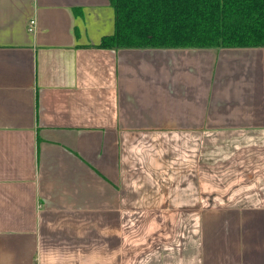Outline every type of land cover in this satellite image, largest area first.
<instances>
[{"label": "crops", "instance_id": "1", "mask_svg": "<svg viewBox=\"0 0 264 264\" xmlns=\"http://www.w3.org/2000/svg\"><path fill=\"white\" fill-rule=\"evenodd\" d=\"M114 28L109 0H0V264H264V46Z\"/></svg>", "mask_w": 264, "mask_h": 264}, {"label": "trees", "instance_id": "2", "mask_svg": "<svg viewBox=\"0 0 264 264\" xmlns=\"http://www.w3.org/2000/svg\"><path fill=\"white\" fill-rule=\"evenodd\" d=\"M103 48L264 46V0H109Z\"/></svg>", "mask_w": 264, "mask_h": 264}, {"label": "built area", "instance_id": "3", "mask_svg": "<svg viewBox=\"0 0 264 264\" xmlns=\"http://www.w3.org/2000/svg\"><path fill=\"white\" fill-rule=\"evenodd\" d=\"M35 23H36V20H35V19H32V20L30 21V27H29L30 30H33V29H34V25H35Z\"/></svg>", "mask_w": 264, "mask_h": 264}]
</instances>
